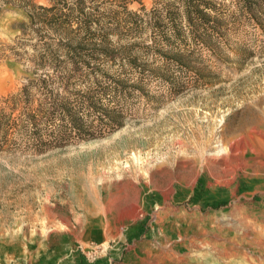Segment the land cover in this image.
<instances>
[{
    "label": "rangeland",
    "instance_id": "rangeland-1",
    "mask_svg": "<svg viewBox=\"0 0 264 264\" xmlns=\"http://www.w3.org/2000/svg\"><path fill=\"white\" fill-rule=\"evenodd\" d=\"M208 1L223 32L195 41L185 28L173 44L153 21L178 0H32L71 15L60 34L29 0H0V109L35 81L26 112L69 102L89 131L63 123L56 146L48 124L44 150L20 129L0 145V264L264 263V29L236 0ZM85 20L111 55L67 62V41L101 49ZM173 52L184 68L165 60Z\"/></svg>",
    "mask_w": 264,
    "mask_h": 264
},
{
    "label": "trees",
    "instance_id": "trees-1",
    "mask_svg": "<svg viewBox=\"0 0 264 264\" xmlns=\"http://www.w3.org/2000/svg\"><path fill=\"white\" fill-rule=\"evenodd\" d=\"M58 1L61 2V0ZM236 2L241 6L243 12L250 17L253 23L259 26V28L264 29V20L262 18L264 15V0H236ZM28 4L31 6V9L39 12L37 15L38 17L47 20L42 21L44 26L50 27L54 31H59V34L69 32L73 29L74 21H71V15L63 17L60 9L56 7H38L32 3V0H29ZM216 12V7H213L208 0H178V2L173 3L167 11L168 21H162L160 18L155 19V21H153V29L160 38L168 41L175 40L173 44H176L183 42V40L186 41L184 29L187 28L191 37L197 41L201 38L202 33L213 32L219 35L223 32L221 20ZM214 13H216V15H214ZM31 16L33 19L36 18L33 14ZM182 19H185V21H182ZM77 24L78 28L86 33L84 39L90 37L93 40L94 37L97 36V40L101 44V49H97V47L95 48L92 45H86L85 41H81L75 45L67 41V43L61 45L65 48L64 53L67 62H72L73 64H76L78 61L87 62L89 56L96 55L109 58L111 55L110 51L107 50L110 39L109 34L107 32L99 35L93 33L91 31L93 26L91 21H77ZM169 30L172 32H168ZM157 40H159V38H157ZM95 42V40L92 41V43ZM168 56L169 55L164 56L165 60L171 61L181 68H184V64L187 63L186 55H184L183 52H173L170 56L171 59ZM54 58L57 57L55 53L50 50V53L43 56L41 60L43 63H46L48 60L54 61ZM130 62L134 64L138 63L135 59ZM31 83L32 85L26 86L17 95H13L3 101L4 107L0 109V145L11 142L12 140L9 139V135L13 130L16 131L17 129H20L23 135H29L28 140L33 142L36 149L39 150H44V148L52 146V144L56 146L63 145L69 138L68 135H66L67 132L63 129L65 124L67 127L71 128V136L73 134L83 137L89 132L87 131L88 129H86L84 117L80 112L82 107H72L69 102H55L51 105L54 106L52 109H50V107L46 109L44 103L40 102V106L38 105L36 109H27V113L26 109L22 108L21 105L23 102L27 104L33 102L31 90L35 81ZM45 85V80L37 81L38 89L44 90ZM45 90L43 92H45ZM106 90H103L101 94L104 95ZM119 90H121L120 85ZM79 101L82 103V106L89 110L97 111L100 109L98 101L92 95H87L85 98L79 99ZM21 110H24L23 114L20 113L18 118H14V114ZM101 110L104 112L103 109ZM105 119L111 126L114 125L115 122H118L112 115H106ZM56 121L61 123L57 125ZM48 124H52L50 126L55 127V139L52 144L45 139V129L43 128L47 127Z\"/></svg>",
    "mask_w": 264,
    "mask_h": 264
},
{
    "label": "bare ground",
    "instance_id": "bare-ground-1",
    "mask_svg": "<svg viewBox=\"0 0 264 264\" xmlns=\"http://www.w3.org/2000/svg\"><path fill=\"white\" fill-rule=\"evenodd\" d=\"M263 243V242H262ZM237 246V245H236ZM259 247V246H258ZM261 248V247H260ZM240 249V248H239ZM257 250V249H256ZM257 255V254H256ZM260 255V254H259ZM245 262L248 264H253V260L247 255V254H243ZM227 264V263H226ZM255 264V263H254ZM259 264H264L263 262H259Z\"/></svg>",
    "mask_w": 264,
    "mask_h": 264
}]
</instances>
